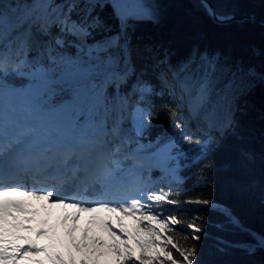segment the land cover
Instances as JSON below:
<instances>
[{
	"label": "trees",
	"instance_id": "1",
	"mask_svg": "<svg viewBox=\"0 0 264 264\" xmlns=\"http://www.w3.org/2000/svg\"><path fill=\"white\" fill-rule=\"evenodd\" d=\"M43 1L2 0L0 9L14 22L17 16L30 14L28 22L33 21L38 40L47 50L54 48L57 39L74 50L73 43L81 37L61 32L59 23L62 10L67 11L72 0H50L52 7L42 6ZM141 1L152 16L128 19L122 26L112 0H75L78 7L71 19L90 33L81 41L87 43L88 53L59 63L45 64L33 33L21 30L27 23H8L0 28V52L8 58L0 84L31 92V116L53 112L58 117L80 108V122L105 124L113 150L136 152L122 157L129 167L141 164L140 154L169 146L173 172L152 167L133 173L136 180L152 179L141 187L144 191H163L180 202L179 209L165 205L182 221L166 235L173 236L174 244L188 247L193 241L185 239L192 233L187 225L195 223L203 229L197 242L199 264H264V248L247 251L264 236V0H211L222 16L249 17L226 23L216 21L201 0ZM121 34L127 41L123 42L122 77L112 74L100 89L86 73L120 51L105 50L104 43ZM209 58L216 60V70L200 98L199 84ZM43 66L49 69L51 84L36 75ZM197 67L203 72L195 80ZM165 68L177 84H188L185 75L193 71L191 90L173 95ZM182 106L194 122H186ZM144 114H151V119L143 122ZM134 116L140 122L137 129ZM132 132L139 136L137 140ZM185 135L200 144L187 143ZM204 199L212 205L194 202ZM173 255L178 256L175 250Z\"/></svg>",
	"mask_w": 264,
	"mask_h": 264
},
{
	"label": "snow or ice",
	"instance_id": "2",
	"mask_svg": "<svg viewBox=\"0 0 264 264\" xmlns=\"http://www.w3.org/2000/svg\"><path fill=\"white\" fill-rule=\"evenodd\" d=\"M42 6L52 7L51 4ZM76 7L78 4L72 0L67 5V11L62 10L59 21L61 32L89 35L86 27L71 19V13ZM212 14L215 16V13ZM29 15L17 16L15 26L27 23ZM129 15L118 13L122 26L126 25ZM7 24V13L0 9V28ZM55 43L59 45L60 41L57 39ZM122 47L120 37H111L104 43L105 50ZM216 64L213 58L206 61L207 67L199 84L198 97L203 98L206 94L210 83L208 77L215 72ZM7 67L8 58L0 52V72L6 71ZM127 71L126 66L125 75ZM181 87L184 91L191 90L187 83H182ZM144 90H148L146 85ZM150 119L151 114L142 116L143 122ZM176 127L181 128L182 125L177 124ZM35 133V128L15 125L9 139L7 127L0 123V264H19L20 261H27L28 264H199L197 242L202 228L195 223L187 225L192 233L185 239L193 241L188 247L174 244L173 236L166 235L173 226L182 223L172 211L165 208V205L180 208V202L171 199L169 193L147 192L117 179L116 173L121 165L119 161L112 160V167L105 164L95 170L93 178L102 184L99 199L84 201L75 197L61 198L57 194L58 186L73 182L84 186L85 181L79 176L82 169L79 165L69 168L74 150L67 151L57 161L54 155H50V148L37 149ZM183 139L189 144H200V141H194L189 135ZM27 173L45 175L57 184L46 189L27 190L20 184L5 183L6 179ZM122 192L129 194L109 196L110 193ZM13 196H23L27 200L11 199ZM30 201H42L41 208L46 215L42 216L40 209L34 208ZM194 202L212 205V201L207 199ZM54 208H71L73 211L57 214L56 223H53L51 210ZM101 213L107 215L101 216ZM85 214L89 219L81 224ZM231 219L233 223H238L235 218ZM125 221L132 223L127 224ZM97 228L106 232L111 242L97 235L94 231ZM20 232L33 233L35 239L32 235H20ZM41 240L47 243H41ZM257 247L264 248V236L259 238L256 245H249L247 251L254 253ZM173 250L178 254L176 258Z\"/></svg>",
	"mask_w": 264,
	"mask_h": 264
},
{
	"label": "rangeland",
	"instance_id": "3",
	"mask_svg": "<svg viewBox=\"0 0 264 264\" xmlns=\"http://www.w3.org/2000/svg\"><path fill=\"white\" fill-rule=\"evenodd\" d=\"M47 1L48 0L43 1V4L46 5L47 4ZM39 12L37 13V10H36L35 11V14L36 15H39ZM15 22L12 21V20H10L8 18V23L10 25H15ZM27 25L28 24H26L24 26L25 29L27 28ZM52 26H54V25H52ZM27 32L30 33L28 30H27ZM78 36L81 37V41H84V36L83 35H79L78 34ZM124 39H126V38L125 37L123 38V35L121 34V38H120V43L121 44H123ZM81 43H82V47H79L78 46L75 51L72 50L71 47H67L66 45H64L61 42H60L59 45L55 43L54 48L51 49V50H49V49L47 50V48H45L42 45V43H41V47H39L37 49V53L42 58H45V60H46V63L45 64L50 63V61L53 62V63H59L61 61L69 60V59H71L73 57L75 58L76 56L82 54V52H81V51H83L82 48H85V46L87 48L88 45H87L86 42H85V44H83V42H81ZM121 62L122 63H126V54L124 52V48L123 47L120 48V51L117 54H114L110 58L106 59L104 62H102L100 64H97L95 67H92L91 69H89L86 74L87 75L91 74V76H92L91 81L97 82L96 84L99 85L100 89H104L106 87V82L109 81V79L111 77V73L114 72V74H117L118 77H122L121 76L122 75L121 72L124 69V64H123V68H119L118 67ZM19 64H22V61H20ZM40 64H43V63H40ZM162 71L164 72V76L167 79H169L171 77H174L173 74L168 69L165 68V71L164 70H162ZM3 72L4 71L0 72V75ZM194 72H197L198 73V74H195L196 75L195 80H196V79H199L198 77L203 72V69L197 67V68H194ZM36 75L41 80H43L45 83L51 84L52 78L50 77L49 69L47 67L43 66V68H40L39 71H38V73ZM195 75H194L193 71L185 75V80H187L188 84L191 81L192 82L195 81L193 79V77ZM67 77H68V75L66 76V78ZM60 80L61 79H59V78L57 79V81H60ZM190 84H192V83H190ZM181 85L182 84H180V83L177 84V82L175 81L173 84H171L169 86V89L168 90H170V92H172L173 95H174V93L176 94V96L181 95L183 93V91H182L183 88L181 87ZM34 91L36 92V94L37 93H40V88L34 89ZM31 102H32V96H31L30 91H17L16 92V91H13V89H11L10 87H8V86H6L4 84H0V103L2 105L8 103L7 106H8L9 112L11 110H13V111L15 110L16 112H20L21 111L22 114H24L25 116L29 117L30 112H31V106H30ZM9 103H12V104L10 105ZM181 109H182L181 114L184 115V118H185V120H186L187 123L189 121H191V120H194L195 121V119L190 115V113L187 111V109H186L185 106H182ZM52 113L46 114L45 115L46 117L43 118V119H46V118L49 119V120L47 119L48 121H46V127H52V125H54V127H59L60 124H57V122L61 118L68 117L69 113H71V110L68 111V112H66V113H64V114H62L59 118H55L54 115H52ZM76 113L81 114V109L80 108L77 109V112ZM195 118H196V120H199V118H197V117H195ZM43 119H41V120H43ZM76 119H77V115H74L71 118H69V121H75ZM79 124H80V126H84V125L89 124L90 126H93V127H96V128L99 126V122H95L93 120L86 121L84 123L83 122H81V123L79 122ZM139 125H140V122H138L137 120H135L134 123H133V128H136L137 129L139 127ZM102 127H103L102 125L99 126V128H102ZM132 133L133 134H131V135H132L133 139L137 140L139 138V136L135 132H132ZM135 153L136 152H130V154H132V155L135 154ZM117 158H116V160L119 161L120 162V165H121L120 170L116 173V178L117 179L122 180L124 182H127L128 184L132 185L133 187H138V188H141L144 185H148V184L151 183V180L152 179H146V180H142L141 181V180H136L134 178V174L133 173H135L136 171L145 170V169H149L150 168V166L145 161V159L143 161L144 164L141 167L128 168L127 166H125L123 164V162L120 159H117ZM128 180H130V182ZM98 189L100 190V187ZM127 194H129V193H127V192H122V193H119V194L116 193V195H127ZM55 209H57V211H54L53 212V216H52L53 218H56V215L59 214V213H61V212L67 211V212L70 213V212L73 211V209H71V208H68L66 210L65 209H60V208H55ZM44 214L45 213L43 211V215ZM99 215L104 216V215H107V214L106 213H101ZM138 215H139V213H138ZM88 219H89V217L85 214L83 220L81 221V224H85ZM125 222L127 224H131L132 223V221H125ZM114 227H115V225H114ZM94 231H95V233L97 235H100L105 240H109V242H111L110 241V238L108 237V235H107L106 232H104V231H102V230H100L98 228L97 229H94ZM117 231H118V229H117ZM41 243H47V241L41 240Z\"/></svg>",
	"mask_w": 264,
	"mask_h": 264
},
{
	"label": "bare ground",
	"instance_id": "4",
	"mask_svg": "<svg viewBox=\"0 0 264 264\" xmlns=\"http://www.w3.org/2000/svg\"><path fill=\"white\" fill-rule=\"evenodd\" d=\"M114 1H115L116 5H118V2H120V0H114ZM31 22H27V24H28L27 30L30 32L29 34L36 33V31L34 30V26L32 25L33 21H31ZM123 38H124V36H123ZM39 41L40 40H38V38H36L33 35V42L35 44L36 49L41 47L40 46L41 43ZM124 44H122V45H124ZM84 51H85V48H83V51H81V52H84ZM123 64L125 67V63H122V62L119 64L118 67L123 68ZM123 71H124V69H123ZM123 71L121 72V74H123ZM112 74H114V72L111 73V76H112ZM175 81L176 80L174 78H172V77L170 78L171 84H173ZM9 104L11 105L12 103H9ZM7 105H8V103L4 104V105H2L0 103V118L2 117L1 118L2 124L7 127V130L9 132V139H10L11 135L14 131L15 125H19L22 127L28 126L27 125L28 117L25 116L24 114H22L21 111L16 112L15 110L14 111L11 110L9 112ZM41 119L36 122V124H37V129H36L37 138H35L37 141L36 144H39L40 140H42L44 138L51 137V133H50L51 127H46V122L41 120ZM190 122H194V120H191ZM73 125H74L73 123H69V124L61 126L60 127L61 131H59L58 134L60 133L65 137H67V136L69 137L73 132V130H72ZM92 141H95L96 144H100L103 146L102 150L99 152V158L97 160V162H98L97 167L101 166V165H105V164L108 165L109 167H112L113 165L111 164V161L116 160V157L113 158L112 154L108 151L109 146H108L107 141L105 140V133H104L103 129L98 128V127L97 128L96 127H90V128L81 129L79 134H77L75 137H73L72 140H70L69 145H70V147L73 146L72 148L77 147L79 153L82 154L85 151L81 150V148H80L81 143H83V142H85V143L91 142L92 143ZM44 145L45 144H41V146L38 148L43 149V148H45ZM51 150H53L55 152V156H56L57 161L62 159V157L64 155L62 150H58L56 148H51ZM84 160L89 161V160H91V157L86 156V157H84ZM148 165L150 166V168L155 167V165H153L152 163H148ZM71 167H72V165L69 166V168H71ZM97 167L92 168L89 165H87V167H83L82 171L79 173V176L81 177V179H83L85 181L84 186H81L77 182H73V183L65 185L63 187L58 186L57 187V194L61 198L75 197L76 199L84 200V201H93V200L99 199L100 193L102 191V184L100 182H97V180L93 178L95 170L97 169ZM84 169H86L87 171H84ZM146 170H148V169H146ZM70 174L71 173L69 172V175ZM37 176H39L44 183V185H42L41 188H39V189H36V187L29 188V186H25V182L20 183V185H22L27 190H33V189L40 190V189H46V188L52 187L54 184H57L56 181L49 179L45 175H37ZM99 187H100V190L98 189ZM115 195H116V193H110L109 194L110 197L115 196ZM42 204H43V202L37 201L36 207L38 209H40ZM51 211L53 213L54 211H57V209L54 208ZM42 216H45V214ZM51 219H52L53 223H56V218L52 217ZM20 235H32L33 238H35V235L33 233L20 232ZM19 264H28V262L27 261H20Z\"/></svg>",
	"mask_w": 264,
	"mask_h": 264
},
{
	"label": "water",
	"instance_id": "5",
	"mask_svg": "<svg viewBox=\"0 0 264 264\" xmlns=\"http://www.w3.org/2000/svg\"><path fill=\"white\" fill-rule=\"evenodd\" d=\"M206 6L207 8L209 9L210 11V14L213 16V18L218 21V22H229L231 20H234V19H238V20H244V19H249V17H242V18H237L235 17L234 15H229V16H222L220 14H218L215 10V7L213 5V3L211 2V0H201ZM50 0L47 1V4H49ZM212 13H215V16L212 14ZM218 17H231V19H227V20H222V19H219ZM264 23V22H262Z\"/></svg>",
	"mask_w": 264,
	"mask_h": 264
}]
</instances>
